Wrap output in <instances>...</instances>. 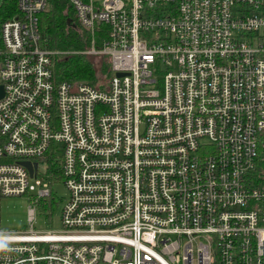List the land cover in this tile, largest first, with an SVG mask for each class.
Listing matches in <instances>:
<instances>
[{
  "label": "built area",
  "instance_id": "2783aa9c",
  "mask_svg": "<svg viewBox=\"0 0 264 264\" xmlns=\"http://www.w3.org/2000/svg\"><path fill=\"white\" fill-rule=\"evenodd\" d=\"M66 1L83 50L46 45L51 0L0 27V209L30 200L29 230L0 211V264H264V0ZM69 53L110 74L59 82ZM60 182V229L37 232Z\"/></svg>",
  "mask_w": 264,
  "mask_h": 264
},
{
  "label": "trees",
  "instance_id": "16d2710c",
  "mask_svg": "<svg viewBox=\"0 0 264 264\" xmlns=\"http://www.w3.org/2000/svg\"><path fill=\"white\" fill-rule=\"evenodd\" d=\"M18 12L17 0H3L0 4V27L5 20L15 16ZM69 20H72V23H69ZM39 26L49 48L70 52L83 50L89 45L85 31L77 24L74 11L66 0H51V8L39 15ZM98 43L100 44V41ZM98 72L110 74L109 61L104 60L102 67L98 68L88 54H65L56 64V77L59 82L84 81L97 86L100 83ZM48 163L50 172L53 173L54 183L62 176V160L60 156H56L48 160ZM60 202L61 198L53 192L41 201L40 206L46 208L48 216L52 218L53 211Z\"/></svg>",
  "mask_w": 264,
  "mask_h": 264
},
{
  "label": "rangeland",
  "instance_id": "374dc122",
  "mask_svg": "<svg viewBox=\"0 0 264 264\" xmlns=\"http://www.w3.org/2000/svg\"><path fill=\"white\" fill-rule=\"evenodd\" d=\"M3 0H0L2 4ZM89 55V54H88ZM94 64L101 68L103 65L104 57L90 55ZM99 82L105 80L106 74L98 72ZM43 168L41 166V172ZM54 193L61 198L59 206L53 211L52 220L48 216L46 208L38 205L36 206V219L34 222V229L37 232L45 233L50 230L60 229V212L66 197L68 196V189L62 182L56 183L52 187ZM30 207L29 197L24 196H11L5 197L1 201V228L5 231H23L29 230L30 224L28 221V210Z\"/></svg>",
  "mask_w": 264,
  "mask_h": 264
},
{
  "label": "water",
  "instance_id": "95a60500",
  "mask_svg": "<svg viewBox=\"0 0 264 264\" xmlns=\"http://www.w3.org/2000/svg\"><path fill=\"white\" fill-rule=\"evenodd\" d=\"M69 22H70V20H69ZM118 75L119 76H121V75H123V73H118ZM3 96V89H2V87H0V98ZM23 164L29 169V171H30V174L31 175H34V173H35V171H36V169L38 168V164L36 163V164H32L31 162H23Z\"/></svg>",
  "mask_w": 264,
  "mask_h": 264
},
{
  "label": "clouds",
  "instance_id": "9594fccd",
  "mask_svg": "<svg viewBox=\"0 0 264 264\" xmlns=\"http://www.w3.org/2000/svg\"><path fill=\"white\" fill-rule=\"evenodd\" d=\"M5 250H8L6 245L0 243V251H5Z\"/></svg>",
  "mask_w": 264,
  "mask_h": 264
}]
</instances>
